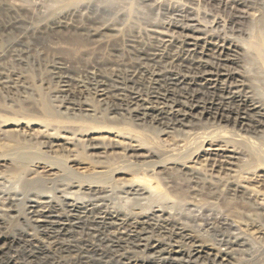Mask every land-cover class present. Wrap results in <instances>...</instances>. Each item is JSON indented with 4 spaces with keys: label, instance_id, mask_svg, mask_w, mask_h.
<instances>
[{
    "label": "bare ground",
    "instance_id": "bare-ground-1",
    "mask_svg": "<svg viewBox=\"0 0 264 264\" xmlns=\"http://www.w3.org/2000/svg\"><path fill=\"white\" fill-rule=\"evenodd\" d=\"M93 1L65 0L61 3L71 6L73 15L80 12L82 8L79 7L83 3L88 2L89 5ZM15 4H9V8L16 10ZM187 11L189 13V9ZM59 12L60 8L58 11L41 13L43 14H40L41 22L43 19L49 20ZM238 18L243 16L233 13L229 21L233 24ZM256 22L252 33L241 44L232 42V39L229 40L223 33L214 31L208 33L210 30L205 32L193 25L179 24L170 26L168 32H165L164 28L162 29L164 32L157 35L155 33L158 37L147 43L138 39L129 40L130 51L136 58L114 64L120 68L125 67L123 72L125 83L134 86L146 82L153 86L155 91L152 89L154 92L150 97L146 96L147 100L134 89L132 91L135 92H131L127 99L118 98V103H124L129 107L137 122L141 123H138V126L132 123L133 126L131 122L124 124L128 131L118 133L127 136L122 139H115V136L110 135L102 138L109 140L108 144H104L106 146L99 144L101 147H98L102 150L120 149L112 152L113 158L117 159L116 162L110 163L104 153L106 162L98 161V164L108 162L106 165L102 164L94 169H89L85 165L76 168L77 155H57L58 152L53 149L57 143L53 144L50 139L59 136L51 134L54 132L51 128L50 134L46 133L47 130L44 133V138L50 141L42 143L41 139L39 144L36 142L33 158L28 155L30 156L28 164L26 161L27 159L29 161V158L25 156L27 152H23L24 145L11 140V136L19 129H16V126L13 129L0 128V135L13 142L3 143L4 147L1 145L4 150L0 155V167L10 165L13 178L18 183L21 180L52 181L57 177L67 180L65 183L55 182L47 193H44L45 191L39 193V190V194L31 197L20 198L18 192L0 190V227L8 223V219L11 221L14 218V220L22 218L19 223L27 222L35 231L12 235L2 239L3 241L0 236V264H28L33 260L36 264L80 263L87 257L80 251L74 254L70 252L78 248L79 244L84 247L91 246V238L111 243L112 247L126 249L117 254V258L122 260L121 264H264V241H254L249 232L245 233V230L253 229L255 233L264 234V228L258 221L259 219L264 221V8L259 11ZM74 27L79 29L78 26ZM84 30L88 39L99 35L98 29ZM111 32L114 34L115 31ZM78 52L85 55L89 50L78 48ZM91 54L99 64L102 57L93 52ZM165 61H168V66H165L167 65ZM108 74V77L114 80L121 78L117 67L112 68ZM97 76L105 78L99 73ZM104 88L99 87L98 95L102 98L108 93ZM226 102L232 105L229 110ZM48 107L44 108L43 123L46 125L72 120L73 116L63 115L59 109L55 111ZM90 110L89 107H85L80 109L79 113L89 117ZM146 117L150 120L147 121ZM92 119L83 122L89 123L90 128L91 125L114 128L113 124H116L102 119L100 122L101 120L103 122L99 123ZM147 123L148 128L152 129L153 136L145 137L143 134L144 137L133 141L131 131L137 132L136 127L147 126ZM170 130L179 132L178 135L182 138L166 147L161 143L159 136L167 134ZM37 133L34 136H37ZM137 133L142 135L143 132ZM30 137L31 135L28 138ZM61 138L67 146L73 140V136L70 138L69 135ZM76 143L74 145H77ZM83 145L80 148L86 151L85 144ZM98 147L94 146L93 149ZM146 147L148 149H145ZM84 159L90 160L87 155ZM126 171L132 173L134 177L125 178L123 174L127 173ZM174 173L178 175L177 181L171 176ZM8 174L10 173L6 175ZM68 176L78 178V181L68 179ZM112 183H116L117 186L113 188L108 185ZM3 184L0 186L5 188L7 185ZM177 191L190 192L193 196L205 194L207 198L193 197L182 202L173 194ZM79 195L85 196L81 198ZM186 197L189 198L187 195ZM119 199L123 204L119 203ZM155 202L163 203L162 205L164 203L166 205L167 202L171 204L153 208L152 203ZM19 206H22V215L17 211ZM212 206L220 208L216 218H212L208 212ZM175 209H181L183 212L178 215ZM93 212H96L95 216L92 215ZM181 216L188 222H194L199 216L205 217L207 222L216 219V224L212 220L214 224L207 227L213 232L214 240L209 239L212 241L209 244L201 240L203 238L201 235L188 231L187 227L191 228V225L184 226V219L182 222ZM158 221L162 223L159 224ZM147 228L157 230L163 238L155 239V236V240L152 239L153 234L149 235ZM20 244L35 246L39 251L33 253L22 247L16 253L12 251L15 255L5 257L11 247ZM137 251L144 255L157 253V257L151 261L148 256L141 255L138 259L136 255L133 256Z\"/></svg>",
    "mask_w": 264,
    "mask_h": 264
},
{
    "label": "rangeland",
    "instance_id": "rangeland-1",
    "mask_svg": "<svg viewBox=\"0 0 264 264\" xmlns=\"http://www.w3.org/2000/svg\"><path fill=\"white\" fill-rule=\"evenodd\" d=\"M96 1L97 0L90 2L92 5L90 3L88 5V2H85L86 4L83 3V5L79 7L82 8L79 12L80 14L78 13L72 15L71 13L72 10L70 8L71 6L68 7L69 5L67 6L64 4L66 7L69 8L66 9L63 3H61V2H65V0H0V128L13 129L17 127L16 129H19L18 131H15L16 134L14 133V135L11 136V140L18 141L17 143H22L24 145L23 152L24 153L27 152L25 153V156L30 155L31 158H33L34 155L33 151L37 146L36 142H38L39 144V142H41V139H43L42 143H45V141H50V140H52L51 142L53 144L57 143L56 146L53 147V149L55 148L56 151L58 152L57 155L59 154H63L64 156L77 155L76 156L77 163L75 165L76 168L85 165L89 169L90 168L94 169L96 166L102 164L106 165L108 162L98 164V161L106 162V158L107 159L109 158L108 160L110 163L116 162L117 159L113 158L112 152L120 151V149L108 148V150L107 149L102 150V148H99L101 147L100 145L103 146L104 144L109 143L108 139L105 138L102 139V138L107 135H110L111 137L115 136L114 137L115 139H120V138L122 139L127 136L118 133H123L128 131L124 124H128V123L130 124L131 122V124L135 123L134 125L138 126L137 124L141 123L140 121L137 122L138 120L135 119V117L133 116V112L129 107L125 106L124 103L122 104L118 103L119 102L118 98L127 99L128 95L131 92L136 91V93L139 92L141 96H143L142 98L144 99L146 96L150 97L155 91L153 86H151L149 83L147 84L146 82H141V84H138L139 86L134 85L135 87L133 85L125 83V80L123 78V72L125 67L120 68V66L115 65L118 61L128 62L136 58L135 55H132L133 54L132 51H130L131 50L129 47L130 41L138 39L147 43L151 39L158 37L156 35L164 32V30L165 32H168L170 26L172 25L175 26L179 24L182 26L193 25L195 28L201 29L205 32L206 31L208 32L210 30L208 33H211V31L223 33L225 37H227L229 40L232 39V42L235 41L234 43L241 44L252 33L254 27L257 25L256 17L258 16L259 11H261L262 8H264V0H251V1L243 0L242 2L239 1L240 3L238 2V0H235V2L234 0H217V1L159 0V2H157L158 0H108L106 2L103 0L97 2ZM11 3H16L15 5L17 6L18 9L17 8H15L16 10L10 9L9 4ZM86 5H88V7H86ZM58 8H60V11L63 12L62 13L59 12L58 15L56 14L57 16L54 15L49 20L43 19V22H41L42 21V16L40 17L41 13L46 14L49 13L51 10L58 11ZM176 9H178V11H180V9L183 11L178 12ZM188 9H189V13L187 11ZM193 10L195 11L193 12ZM181 12L182 14L184 13V15H182ZM63 13L65 14L63 15ZM230 13L231 14L236 13V15L239 14L240 16H243V18L236 19L237 21L235 20V23L232 24L229 21L231 17ZM187 16H189L190 18ZM193 16H195L196 18L198 16L199 17L197 19L194 17L195 18L194 19ZM38 17L41 20H38L39 19ZM226 17L228 18L226 19ZM183 18H186L187 20L186 19L184 20ZM52 21H54L55 23ZM199 23L200 25H198ZM48 24L50 26H48ZM38 25L39 27H37ZM65 25L67 27H65ZM74 26H78L79 29H76ZM91 28L98 29L99 35L96 36L95 38L88 39L86 37V31L84 29H91ZM100 28H102V30H100ZM162 29L164 30L162 31ZM111 30L115 31L114 34L113 32H111ZM33 31L35 34L33 33ZM77 41L79 45L77 44ZM78 48H82V49L84 48L85 51L88 49L89 52L85 55H81L78 52ZM91 52L100 55L102 57L101 58L102 60L100 61L99 64L95 62L94 56L91 54ZM77 53L79 54V56ZM165 63H167V65ZM165 63H164L165 66H168V61L167 62L165 61ZM116 67L117 69L120 70L121 78L114 80V78L111 79V77L110 78L108 77L109 76L108 73L112 68H116ZM98 73L99 75H103V77L105 78L98 77L97 76ZM92 75L94 76L92 77ZM117 80H122L123 83L122 81H117ZM111 81H113L114 83ZM149 85L151 88L149 87ZM104 86L106 87L104 88ZM121 86H123L124 88ZM99 87L100 89L101 87L107 89L106 91L108 93L103 98L98 95L99 94L98 92L100 90ZM133 89L135 91H132ZM157 90L159 92H162V90L159 89ZM147 97L145 98V100L148 99ZM119 105H121L122 107ZM225 105H228L227 110H229V108L232 107V105H230V103L227 102ZM45 106L47 107L49 106L48 108L52 110L55 109V111L59 109V111L62 112L63 115H67L69 117L73 116L72 120L53 122L52 124L46 125L45 123H43L44 115H45L44 112ZM85 107H89V109H91L89 112L90 113L89 117H85L83 116L82 113H79V110L84 109ZM89 119L95 120L96 122L99 123L103 122L102 120H104L108 123L113 122L116 124H113L115 126L114 128L103 127V125H101V127H93L91 125L92 128H90V125H88L89 123L87 124L86 121L83 122L84 120H88L87 122H89ZM100 119H102L101 122ZM146 119L147 121L150 120L149 117H146ZM142 127L144 129H142ZM51 128L52 131L54 130V132L50 131ZM136 128H137L136 130L137 132H143V133L141 135V133L139 134L137 132L131 131L133 135L131 139H133V141L134 140L136 141V138L138 140V138L144 137L143 134L146 135L145 137L153 136L152 129L148 128V123L147 126H141ZM45 131L47 134L48 133L50 134V132H52L51 134L53 135L58 134L59 137L58 138L54 137L51 138L50 140H46L44 138ZM36 133L37 136L36 135L34 136V134ZM115 134L116 135L118 134L117 137ZM178 134L180 133L179 132L175 133V131L170 130V132L168 131V133L165 135L161 134L159 136V139L161 140V143L163 145L168 147L173 142L182 138V136ZM29 135H31L30 138H28ZM68 135L70 138H72L73 136V140L69 146H67V144H64L61 138V136L68 137ZM7 139L8 138H5L0 135V155L3 154L1 153L4 150L3 143L4 144L13 143L12 141H7ZM125 139L127 140V138ZM75 143L77 145H74ZM82 143L85 144L84 148L86 149V151H82L81 148L84 146ZM132 143L134 144L136 142H132ZM94 146L95 147L99 146V147L93 149ZM145 146L146 145H144V147ZM145 149L148 148L146 147ZM159 150L161 151L162 148H159ZM86 155L89 156L90 160L84 159V156ZM104 155L106 158H104ZM30 156H28L29 161L28 159L26 161V163L28 164H30ZM153 159H158V158H153ZM9 164L11 163L9 162ZM9 166L7 164L5 166L0 167L2 168L0 169V174H1L0 180H2L0 181V185L3 183H4L3 185H7L5 186V188L4 186L2 187L0 186V190H9L11 192L14 191L16 193L18 192L17 194L19 195V197L21 196L20 198H22V196L31 197L33 195L41 193L42 191H45L44 193H47L50 190V186H52L53 183L67 182L66 179L62 180L57 177L52 181L47 179L45 181V179L44 180L41 179V180L26 182V180L25 181L21 180L18 183L13 178V174ZM4 167H9V168H4ZM11 168H13L12 164H11ZM8 172L10 174L6 175ZM126 172L129 173L128 171ZM127 173L123 174L125 178L127 177V179H129V177L132 176L134 177L132 173L129 174ZM2 174H4L5 176L2 177L3 176ZM6 176L7 179L9 176H11L12 178L9 177L10 179L8 180L6 179L7 180L6 181L5 180ZM171 176L176 181L178 180L177 174L174 173ZM68 179L78 181V178H75L73 176L72 177L68 176ZM119 183H121V181H119ZM122 183H125V181H122ZM108 185L112 186L113 188L117 186L116 183L115 184L112 183ZM6 187H8L9 189ZM12 187L15 188L13 189ZM37 187H39V189ZM183 193H178V191L177 193L173 192V194L177 196L178 199H180L182 202H184L185 200L188 201V199L190 200L193 197L205 198V199L207 198L205 194L193 196V194L190 192L186 193L183 191ZM186 195L189 198H187ZM84 196L85 195H79V197L81 198ZM119 200H120L119 203L123 204L121 202V199ZM263 202H264V197H263ZM169 203L170 202H167L166 205L165 203L164 205H162L163 203L160 204L155 202L152 203L153 204L152 206L153 208L154 207L157 208L160 205L166 207ZM19 207L17 208V211L19 212L20 215H22L23 214L22 206ZM213 208L214 206L210 207L211 211L208 212L211 213L212 218L213 217L216 218V215L219 214L220 208L219 207L218 208L215 207L214 209ZM19 210H21V212ZM168 210L170 209L168 208ZM176 210L177 209H175V212ZM177 211L178 212L176 213L178 215H180L179 213L183 212V210L181 209H178ZM95 214L96 212L92 213L93 216H95ZM180 218L181 221L183 222L184 218L182 216ZM204 218L205 217L203 216L202 217L199 216L194 219L195 220L194 222L192 221L188 222L185 221L184 219V226L190 224L191 228L188 225L189 227H187V230L193 234L195 233V235H201V237H203L201 238V240L204 242L207 241V243L209 242L210 244V242H212L211 240H214L215 236L213 232L209 231L208 228L210 227V224H214L216 219H211V221L209 220L207 222V220H205ZM14 219H12L11 221L10 219H8L9 222L7 220L8 222L6 223L7 225L5 224L6 226L3 225L4 227L3 226L0 227L1 240L2 239L4 240V238L12 235H18L19 233L27 234V233L35 232L32 229V226L28 225L29 223L26 222L27 225L24 223V221L22 223H19V221L20 222L22 221V218L16 220ZM260 220L261 219H259L258 221L261 223L262 227L264 228L263 226L264 221L262 220L260 221ZM158 223L161 224L162 221H158ZM92 227L98 229V227L96 226H92ZM252 230L253 229L245 230L246 232L245 231L244 232L245 233L249 232L248 234L252 236L254 241H258V242L264 241V234L255 233V231ZM147 231L149 232V235L153 234L152 235L153 237L151 236L152 239H154L155 236H156L155 239L163 238L161 237L162 234L161 233L159 234V232L155 229L147 228ZM68 238L66 237V239ZM209 239L211 240L209 241ZM90 241L92 244L91 246L84 247L82 244H79L78 248H74L75 251L73 250L72 252H70V254H74L75 252L77 253V251H80L81 254L87 257L85 260H82V262L73 263V264H116V263L121 264L120 262H122V260L118 259L117 257L119 254L124 252L123 250L126 251V249L122 250L121 248L112 247L111 243H104L102 242L101 239L98 238L97 239L91 238ZM114 241H116V239H114ZM13 247H11L13 249L10 248V250L6 252L5 254L6 256L4 255L5 257L15 255L12 253L13 252L16 253L17 251H20L22 247L27 249L28 251H32L33 253L39 251L38 248L32 245L21 246L20 244V245H15ZM154 254L147 253L144 255L142 254V252L139 254L137 251L134 253L133 256L136 255L135 257H137L138 259L141 258V255L148 256L149 260H151L155 256L157 257V253ZM149 255L152 257H150ZM162 256L163 255H160V257ZM92 258H94L95 262ZM28 264H36V262L33 260Z\"/></svg>",
    "mask_w": 264,
    "mask_h": 264
}]
</instances>
